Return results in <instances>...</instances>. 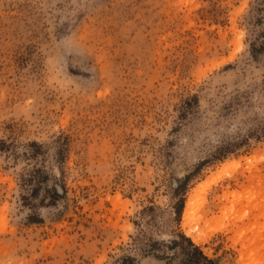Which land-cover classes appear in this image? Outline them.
Here are the masks:
<instances>
[{
	"label": "rangeland",
	"instance_id": "374dc122",
	"mask_svg": "<svg viewBox=\"0 0 264 264\" xmlns=\"http://www.w3.org/2000/svg\"><path fill=\"white\" fill-rule=\"evenodd\" d=\"M198 251L264 264V0H0V264Z\"/></svg>",
	"mask_w": 264,
	"mask_h": 264
},
{
	"label": "bare ground",
	"instance_id": "6f19581e",
	"mask_svg": "<svg viewBox=\"0 0 264 264\" xmlns=\"http://www.w3.org/2000/svg\"><path fill=\"white\" fill-rule=\"evenodd\" d=\"M251 156V155H250ZM250 158H252V157H250ZM256 159V158H255ZM245 160H249V158H245ZM251 160V159H250ZM253 161V160H252ZM240 161L238 160V161H236V160H228V161H225V162H223L222 164H221V170H220V172H217V173H213L212 175H211V177L208 179V180H206V181H204L203 183H202V185L204 186V187H209L211 184H213V183H216L217 182V180H219V178H220V176L221 175H223L224 174V172H226L230 167H233L234 168V166H236V165H238V164H241V163H239ZM256 162V161H255ZM247 163V162H246ZM239 167V166H238ZM246 167V166H245ZM240 168H241V166H240ZM248 168H249V166H248ZM251 168V167H250ZM242 170V169H241ZM246 170V169H245ZM249 170V169H248ZM250 171V170H249ZM222 173V174H221ZM209 176V175H208ZM224 177V176H223ZM208 178V177H207ZM198 185V184H197ZM199 186V185H198ZM199 187H201V186H199ZM202 188V187H201ZM202 189H205V188H202ZM193 191V190H192ZM193 194V193H192ZM192 199H193V196L192 197H189L188 198V200L186 201V203H185V207H184V210H183V213H182V222H183V225L185 226L186 224H187V221L190 219V217H191V215H190V211H191V201H192ZM204 201V200H203ZM193 214V213H192ZM201 216V215H200ZM216 217V216H215ZM199 218V217H198ZM201 221V220H200ZM202 224V223H201ZM200 224V225H201ZM192 227V226H191ZM189 231H188V233L190 232V231H192V232H194V234L195 235H192L191 237H192V240L195 242V243H198V242H200V241H202L203 242V240H205L204 238H203V235H204V233L202 234V233H198V232H195V228H194V226L192 227V228H189L188 229ZM216 230V229H215ZM220 230V229H219ZM212 231V230H211ZM214 231V230H213ZM188 233H187V235H188ZM193 234V233H192ZM212 234V233H211ZM190 236V235H189Z\"/></svg>",
	"mask_w": 264,
	"mask_h": 264
},
{
	"label": "trees",
	"instance_id": "16d2710c",
	"mask_svg": "<svg viewBox=\"0 0 264 264\" xmlns=\"http://www.w3.org/2000/svg\"><path fill=\"white\" fill-rule=\"evenodd\" d=\"M198 254L200 255V259L202 260V261H204V264H215L213 261H211V260H209V259H207L206 257H204L202 254H201V252L200 251H198Z\"/></svg>",
	"mask_w": 264,
	"mask_h": 264
}]
</instances>
